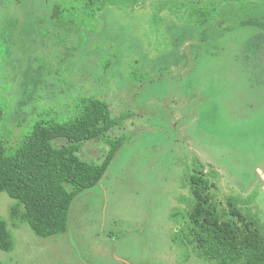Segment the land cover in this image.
<instances>
[{"label":"rangeland","instance_id":"rangeland-1","mask_svg":"<svg viewBox=\"0 0 264 264\" xmlns=\"http://www.w3.org/2000/svg\"><path fill=\"white\" fill-rule=\"evenodd\" d=\"M193 1L125 0L136 3L61 20L54 8L71 0H0L3 138L16 145L41 118H75L85 97L125 117L108 133L123 147L101 182L75 198L65 233L37 236L12 218L16 202L0 194L12 240L10 251L0 250L2 264H212L175 241L173 215L190 210L188 181L197 171L214 184L221 211L231 198L264 231V106L218 109L219 87L215 99L206 85L192 84L196 46L211 48L201 32L219 47L220 40L236 46L241 30L264 33V0L225 2L216 17L223 25L210 30L191 22ZM212 65L208 73H225L220 59ZM226 79L234 82L233 74ZM109 150L90 140L78 155L100 164Z\"/></svg>","mask_w":264,"mask_h":264},{"label":"trees","instance_id":"trees-1","mask_svg":"<svg viewBox=\"0 0 264 264\" xmlns=\"http://www.w3.org/2000/svg\"><path fill=\"white\" fill-rule=\"evenodd\" d=\"M203 1L202 4L201 0L192 2L191 22L194 26L210 30L213 25H223V21L218 22L216 19L221 18V6L235 0ZM135 3H126L125 0H71V3L57 4L54 11L59 19L64 20L79 12L100 16L108 9L127 8L129 4ZM200 35V39L207 40L211 48L201 50L196 46L194 52L198 56V66L193 72L198 79H194V84L206 85L209 91H215L219 87L224 91L222 98L229 105L231 91L239 83H231L230 79H226L228 76L261 74L262 78L259 77L255 85L258 87L257 92L261 93L257 94V99L262 100L264 33L241 30L236 32V46H227L220 40V44L224 45L222 47L214 44L215 39L210 33L201 32ZM215 59H220V66L225 73H220L221 70L216 73L207 72ZM218 74L220 77L216 80L219 81L217 85L210 79V75ZM240 83V91L243 90L242 86L247 88L249 84L244 79ZM250 83L252 84V78ZM217 96L214 94L215 99ZM257 106L263 108L264 104ZM75 109L77 116L66 122L56 118L39 119L16 145L3 138L0 124V194L5 192L16 202L11 208L12 218L26 221L35 234L42 238L67 231L73 201L79 194L101 182L124 145L122 137L108 136L125 117L114 118L107 102L85 97ZM97 139H101L110 149L103 162L96 164L81 159L78 155L81 145ZM57 140L66 142L57 147L54 146ZM188 185L193 202L190 210L181 218L179 212L173 215L176 222L180 223L175 241L187 253L192 249L198 259L212 264H264V231L255 227L253 220L248 219L231 198L227 200V211H221L212 191L214 184L202 172L191 174ZM11 249L8 224L0 218V250Z\"/></svg>","mask_w":264,"mask_h":264},{"label":"flooded vegetation","instance_id":"flooded-vegetation-1","mask_svg":"<svg viewBox=\"0 0 264 264\" xmlns=\"http://www.w3.org/2000/svg\"><path fill=\"white\" fill-rule=\"evenodd\" d=\"M229 77L230 76H228V78ZM250 77L252 78V84L250 83V81H251ZM259 77L262 78V75L256 74V73H248V74H240V75L233 74L234 82L239 83V86L232 89V91H231L232 98H230L231 103H229V106H235L236 107L237 105H240L237 108V109H241L240 113H242V109H245V110L246 109H257V108L262 109L261 107H258L257 105L264 104V98L262 100L257 101V97H258L257 94H261V93L257 92L258 87L255 85L256 81H258ZM194 79H195V76H194ZM194 79L192 80L193 85H194ZM241 79L247 80L249 83L247 88L245 86H242V88H243L242 91H240V88H239V87H241V83H240ZM195 87H197L196 84H195ZM214 92L218 95L217 89ZM220 92H221V95L223 96L224 91L221 90ZM224 100H225L224 98H222L220 100V102L218 104V109H221L222 105L225 103ZM216 108H217V104H216Z\"/></svg>","mask_w":264,"mask_h":264}]
</instances>
